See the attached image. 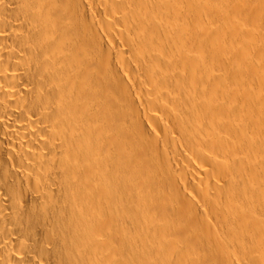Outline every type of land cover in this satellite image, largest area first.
Segmentation results:
<instances>
[{
    "label": "bare ground",
    "instance_id": "bare-ground-1",
    "mask_svg": "<svg viewBox=\"0 0 264 264\" xmlns=\"http://www.w3.org/2000/svg\"><path fill=\"white\" fill-rule=\"evenodd\" d=\"M0 264H264V0H0Z\"/></svg>",
    "mask_w": 264,
    "mask_h": 264
},
{
    "label": "rangeland",
    "instance_id": "rangeland-1",
    "mask_svg": "<svg viewBox=\"0 0 264 264\" xmlns=\"http://www.w3.org/2000/svg\"><path fill=\"white\" fill-rule=\"evenodd\" d=\"M236 6V5H235ZM235 7H231V9H232V11H234V10H236L237 8H235ZM238 10H239V8L236 10L237 12H238ZM250 24H253L252 22L250 23ZM253 27V26H252ZM250 29H251V25H250V27H249ZM254 28V27H253ZM262 28V27H261ZM261 28H259V29H261ZM227 35H228V33H227ZM261 36V35H260ZM227 37H229V38H231L230 37V35L229 36H227ZM239 39H242L241 37H239ZM238 39V40H239ZM242 41V40H241ZM238 60L236 61L237 62V64H238V66L239 67H243V64L241 63V60H240V58H237Z\"/></svg>",
    "mask_w": 264,
    "mask_h": 264
}]
</instances>
